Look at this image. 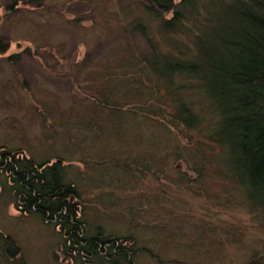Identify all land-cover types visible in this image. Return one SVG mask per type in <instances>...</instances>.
Listing matches in <instances>:
<instances>
[{"label":"trees","instance_id":"1","mask_svg":"<svg viewBox=\"0 0 264 264\" xmlns=\"http://www.w3.org/2000/svg\"><path fill=\"white\" fill-rule=\"evenodd\" d=\"M121 4L125 43L113 48L110 60L89 66L80 80L68 117H61L67 138L63 152L87 151L90 156L91 149L105 140L125 142L137 122L149 126L147 136L156 145L163 133L173 130L176 159H183L198 179L216 175L227 180L226 202L235 203L237 191L250 211L264 218V0ZM8 8L14 9V4ZM131 32L139 33L147 46L130 44ZM8 47L0 40V52ZM19 57L15 53L9 59L17 62ZM83 62L70 69L82 71ZM72 111H77L74 118ZM53 120L57 121L55 116ZM57 133L58 129L50 134ZM84 142L89 146L81 149ZM100 153L104 160L106 153ZM113 154L108 156L114 160ZM58 157L37 159L23 147L1 144L2 195L22 213L38 214L59 227L72 259L84 264H135L146 247L137 237L115 235L102 224L89 231L81 214V189L67 176L64 158ZM137 157L105 163V168L127 178L151 170V164L162 166V156L151 152ZM7 248L13 255L19 252L13 241ZM245 264H264V254L253 255Z\"/></svg>","mask_w":264,"mask_h":264},{"label":"rangeland","instance_id":"2","mask_svg":"<svg viewBox=\"0 0 264 264\" xmlns=\"http://www.w3.org/2000/svg\"><path fill=\"white\" fill-rule=\"evenodd\" d=\"M127 2L0 0V40L9 44L0 52V145L23 147L37 159L62 156L67 176L81 189V214L89 231L102 224L115 235L137 237L147 250L135 264H245L253 255L264 254L263 216L250 211L237 191L232 199L237 201L226 202L227 180L216 175L198 179L183 159H176L173 130L163 133L156 145L147 136L149 126L137 122L125 142L105 140L90 147V156L87 151L63 152L67 138L61 117H68L88 67L110 60L113 48L125 43L127 30L119 15L121 3ZM130 34L134 47L147 46L139 33ZM15 53L20 54L17 62L9 59ZM82 61V71L70 69ZM56 129L59 134H50ZM98 151L106 153L105 161ZM111 152L114 160L108 156ZM148 152L162 156L160 168L146 160L151 170L142 168L127 178L105 168V163L134 155L140 159ZM1 190L0 264H84L72 259L59 227L38 214L22 213ZM12 241L19 246L18 254L7 248Z\"/></svg>","mask_w":264,"mask_h":264}]
</instances>
